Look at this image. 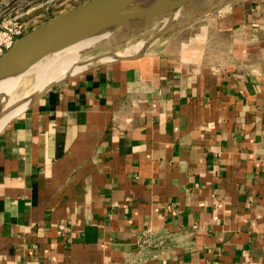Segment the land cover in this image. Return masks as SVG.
Returning <instances> with one entry per match:
<instances>
[{
	"label": "crops",
	"instance_id": "1",
	"mask_svg": "<svg viewBox=\"0 0 264 264\" xmlns=\"http://www.w3.org/2000/svg\"><path fill=\"white\" fill-rule=\"evenodd\" d=\"M0 264H264V0H192L4 124Z\"/></svg>",
	"mask_w": 264,
	"mask_h": 264
},
{
	"label": "water",
	"instance_id": "2",
	"mask_svg": "<svg viewBox=\"0 0 264 264\" xmlns=\"http://www.w3.org/2000/svg\"><path fill=\"white\" fill-rule=\"evenodd\" d=\"M142 1L90 0L50 17L29 32L18 37L14 44L0 56V86H5L9 82L22 77L28 70L49 56L85 38L100 34L107 35V38L130 20L167 14L166 22L146 41L144 48L138 54L131 56L140 55L158 40L174 22L175 19L168 20L172 17V14L178 13L186 3L192 0H163L153 6L139 5ZM95 45L82 50L79 58L84 51L91 49ZM131 56H125L120 53H93L79 61L82 65L87 66L94 62L123 60ZM71 74L73 73L69 71L38 90L19 112ZM19 112L12 115L6 123Z\"/></svg>",
	"mask_w": 264,
	"mask_h": 264
},
{
	"label": "rangeland",
	"instance_id": "3",
	"mask_svg": "<svg viewBox=\"0 0 264 264\" xmlns=\"http://www.w3.org/2000/svg\"><path fill=\"white\" fill-rule=\"evenodd\" d=\"M87 1L90 0H0V32L5 29H11L16 24L23 23L28 27L27 33L50 17ZM167 17L168 15L166 14L130 20L115 30L109 37L101 40L100 43L91 49L84 51L78 59L87 58L93 53H120L128 56L129 53L134 52L133 47L135 45L146 43L158 31L166 22ZM172 26L173 23L168 29ZM126 50L128 55L125 53ZM13 82H16L15 85L20 95L24 94L28 89L31 92V96L40 90L33 87L35 82L34 73H25L22 77L13 80Z\"/></svg>",
	"mask_w": 264,
	"mask_h": 264
},
{
	"label": "bare ground",
	"instance_id": "4",
	"mask_svg": "<svg viewBox=\"0 0 264 264\" xmlns=\"http://www.w3.org/2000/svg\"><path fill=\"white\" fill-rule=\"evenodd\" d=\"M162 1L163 0H143L139 5L153 6L157 3H161ZM176 14L177 12L172 14V17H170L169 20H173ZM106 36L107 35L105 34H100L85 38L62 51L49 56L44 61L28 70L26 73L35 74V82L33 87L36 89H41L61 75L66 74L69 71L74 73L77 70L85 67L81 64V62L78 61L80 52L90 46L97 44L101 40L105 39ZM144 46V42L138 44L137 46L135 45V47H133L134 52L129 53V55L131 56L138 54L144 48ZM127 50L125 53H127ZM126 55H128V53ZM15 83L11 81L5 86H0V129L12 115L19 112L25 105H27L30 98L33 96H31L29 89L28 91L24 92V94L20 95Z\"/></svg>",
	"mask_w": 264,
	"mask_h": 264
},
{
	"label": "built area",
	"instance_id": "5",
	"mask_svg": "<svg viewBox=\"0 0 264 264\" xmlns=\"http://www.w3.org/2000/svg\"><path fill=\"white\" fill-rule=\"evenodd\" d=\"M27 28L28 27L25 24L19 23L11 29H5L0 32V56L14 44L15 40L18 37L26 33V31L28 30ZM146 241L147 240H144V242Z\"/></svg>",
	"mask_w": 264,
	"mask_h": 264
}]
</instances>
